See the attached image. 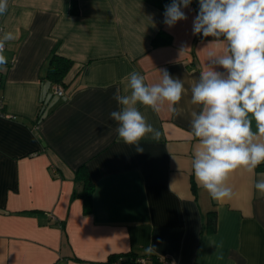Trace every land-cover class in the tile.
<instances>
[{
    "label": "crops",
    "instance_id": "obj_1",
    "mask_svg": "<svg viewBox=\"0 0 264 264\" xmlns=\"http://www.w3.org/2000/svg\"><path fill=\"white\" fill-rule=\"evenodd\" d=\"M184 11L187 20L168 27L143 0H8L0 27L17 38L6 43L0 85V264H103L130 251L144 264H264V195L254 187L264 164L233 172L224 202L192 172L190 88L216 45L193 35L198 0ZM160 29L172 42L151 47ZM53 51L74 62L64 96L42 78ZM160 69L183 80L181 115L139 106L160 138L145 137L138 153L118 138L113 94H127L132 71L153 84ZM41 97L54 105L38 121ZM82 164L94 183L86 213L73 196ZM213 210L216 230L206 232Z\"/></svg>",
    "mask_w": 264,
    "mask_h": 264
},
{
    "label": "clouds",
    "instance_id": "obj_2",
    "mask_svg": "<svg viewBox=\"0 0 264 264\" xmlns=\"http://www.w3.org/2000/svg\"><path fill=\"white\" fill-rule=\"evenodd\" d=\"M192 2L171 0L165 5L164 24L173 27L187 20L184 9ZM7 11L8 0H0V16ZM192 32L212 37L208 46L216 48L208 51L205 68L190 88L191 104L198 106L190 120L196 140L191 168L213 200L229 201L234 192L227 186L228 177L238 169L255 173L264 164V0H198ZM0 33L2 71L8 63L5 45L17 37L12 31L0 29ZM158 71L159 81L153 84L132 71L126 77L127 94L119 88L113 94L119 110L112 111L110 118L118 124V138L138 153L145 151L140 143L145 137L160 138L139 106L156 113L166 108L175 116L182 111L177 105L186 91L183 80L166 69ZM260 176L254 187L264 195V173ZM146 251L150 253L152 247Z\"/></svg>",
    "mask_w": 264,
    "mask_h": 264
},
{
    "label": "trees",
    "instance_id": "obj_3",
    "mask_svg": "<svg viewBox=\"0 0 264 264\" xmlns=\"http://www.w3.org/2000/svg\"><path fill=\"white\" fill-rule=\"evenodd\" d=\"M154 7L162 10L164 12L165 5L170 4L171 0H143ZM172 39L170 34L166 33L164 30L160 29L151 39V47L163 46L171 44ZM73 60L56 54L54 51L48 56L45 63V73L42 78L48 82V87L51 84H59L65 91L66 94V82L65 78L69 73L71 67L73 66ZM64 94V95H65ZM53 96V95H52ZM48 97L51 99V97ZM42 106L39 111L37 120L43 119L53 108V105H49V101H45L41 97ZM59 102V101H57ZM56 102V103H57ZM76 177L81 180L82 186L78 191L73 192V196H80L83 200V210L84 212H90L92 210V198L94 192V183L89 177L88 173L85 170V164L80 165L76 170ZM204 230L206 232H214L216 230V214L215 211H210L204 218L203 224ZM140 257H147L143 255H138L136 252H125L111 254L106 261H117L120 264H140L138 259Z\"/></svg>",
    "mask_w": 264,
    "mask_h": 264
},
{
    "label": "built area",
    "instance_id": "obj_4",
    "mask_svg": "<svg viewBox=\"0 0 264 264\" xmlns=\"http://www.w3.org/2000/svg\"><path fill=\"white\" fill-rule=\"evenodd\" d=\"M0 29L2 28L0 27ZM0 35H2V33H0ZM5 48H6V45H5ZM3 73H4L3 70L0 71V85L2 83ZM51 89H52V92L58 96H64L65 94L64 89L59 84H56V83L51 84ZM3 108H4V101H3V98L0 96V115L5 114ZM159 260L162 264H176L174 261H171L165 257L159 258ZM138 261L140 264H144L146 261V258L140 257ZM103 264H120V263L114 260V261H105Z\"/></svg>",
    "mask_w": 264,
    "mask_h": 264
}]
</instances>
